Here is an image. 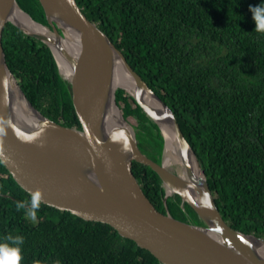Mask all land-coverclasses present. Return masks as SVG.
I'll use <instances>...</instances> for the list:
<instances>
[{"label": "trees", "instance_id": "obj_1", "mask_svg": "<svg viewBox=\"0 0 264 264\" xmlns=\"http://www.w3.org/2000/svg\"><path fill=\"white\" fill-rule=\"evenodd\" d=\"M17 2L49 27L39 0ZM76 2L171 110L224 222L264 238V31L257 30L249 10L264 0ZM2 40L9 68L30 102L52 121L82 129L71 85L49 47L11 23ZM115 101L140 152L159 163L158 127L124 90L115 91ZM131 170L157 211L202 225L177 195L164 204L160 179L149 166L133 161ZM31 196L0 160V240L23 237L20 264H161L106 224L40 201L33 218ZM19 202L25 207L18 209Z\"/></svg>", "mask_w": 264, "mask_h": 264}, {"label": "water", "instance_id": "obj_2", "mask_svg": "<svg viewBox=\"0 0 264 264\" xmlns=\"http://www.w3.org/2000/svg\"><path fill=\"white\" fill-rule=\"evenodd\" d=\"M39 2L49 27L35 21L17 0H0V160L15 181L48 206L112 227L161 264H264V238L224 222L173 113L122 52L76 0ZM15 10L47 32L29 31L13 20ZM8 23L49 47L60 75L71 85L82 129L52 121L30 102L7 64L2 38ZM61 61L71 69L70 78L62 73ZM119 78L132 86H118ZM117 89L127 92L158 127L163 141L159 163L138 149L135 131L116 104ZM172 151L182 160L170 162L169 169ZM133 161L158 175L164 204L177 195L202 225L157 211L132 173Z\"/></svg>", "mask_w": 264, "mask_h": 264}, {"label": "clouds", "instance_id": "obj_3", "mask_svg": "<svg viewBox=\"0 0 264 264\" xmlns=\"http://www.w3.org/2000/svg\"><path fill=\"white\" fill-rule=\"evenodd\" d=\"M255 27L258 31H264V5L249 6ZM16 207L24 208L25 204L19 202ZM39 207V198L32 195L29 202V215L35 217V210ZM23 237L20 235H7L0 240V264H20L21 246Z\"/></svg>", "mask_w": 264, "mask_h": 264}, {"label": "bare ground", "instance_id": "obj_4", "mask_svg": "<svg viewBox=\"0 0 264 264\" xmlns=\"http://www.w3.org/2000/svg\"><path fill=\"white\" fill-rule=\"evenodd\" d=\"M13 20L17 21V22H21L23 25H25L26 27H28L30 30L29 31H32V32H37V33H46L47 31L43 28H40V27H37L35 26L34 24H32L30 22V20L25 16L23 15L19 10H15L14 13H13ZM3 41V40H2ZM8 64V63H7ZM9 66V65H8ZM60 68H61V71L62 73L65 75V77L67 78H70L71 77V69L64 63V62H60ZM59 70V69H58ZM118 86H123V87H127V88H130L132 85L129 81L127 80H124V79H121L119 78L118 79ZM25 93V92H24ZM33 104V103H32ZM112 113V112H111ZM110 113V116H109V120L112 119V115ZM116 115V114H115ZM114 115V118H113V122H116L117 118L116 116ZM46 117V116H45ZM185 138V137H184ZM177 151L180 152V149L177 147ZM172 154L174 156L175 159H172L171 161H168L167 162V166L169 169L170 168V162H178L177 158L179 157L174 151H172ZM166 157V156H165ZM180 158V157H179ZM181 159V158H180ZM182 160V159H181ZM162 190V189H161ZM163 195V194H162ZM126 239V238H125Z\"/></svg>", "mask_w": 264, "mask_h": 264}]
</instances>
